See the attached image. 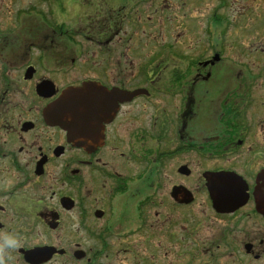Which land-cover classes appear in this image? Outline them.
I'll return each instance as SVG.
<instances>
[{"label": "flooded vegetation", "instance_id": "af4514ba", "mask_svg": "<svg viewBox=\"0 0 264 264\" xmlns=\"http://www.w3.org/2000/svg\"><path fill=\"white\" fill-rule=\"evenodd\" d=\"M0 264H264V0H0Z\"/></svg>", "mask_w": 264, "mask_h": 264}, {"label": "water", "instance_id": "95a60500", "mask_svg": "<svg viewBox=\"0 0 264 264\" xmlns=\"http://www.w3.org/2000/svg\"><path fill=\"white\" fill-rule=\"evenodd\" d=\"M86 89L83 90H68L63 93L62 98L56 103V105L50 108V118L61 126L68 134V138H71L72 120L75 117L78 109L84 106L86 99ZM54 109L57 110L56 118L54 117Z\"/></svg>", "mask_w": 264, "mask_h": 264}]
</instances>
